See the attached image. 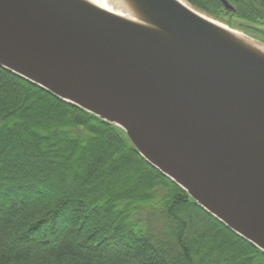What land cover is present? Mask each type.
<instances>
[{
    "label": "water",
    "instance_id": "95a60500",
    "mask_svg": "<svg viewBox=\"0 0 264 264\" xmlns=\"http://www.w3.org/2000/svg\"><path fill=\"white\" fill-rule=\"evenodd\" d=\"M95 2L0 0V68L121 129L264 253V42L186 0Z\"/></svg>",
    "mask_w": 264,
    "mask_h": 264
},
{
    "label": "trees",
    "instance_id": "16d2710c",
    "mask_svg": "<svg viewBox=\"0 0 264 264\" xmlns=\"http://www.w3.org/2000/svg\"><path fill=\"white\" fill-rule=\"evenodd\" d=\"M186 1L263 32L264 0H226L230 13L220 0ZM0 264H264V253L151 167L121 129L0 68Z\"/></svg>",
    "mask_w": 264,
    "mask_h": 264
},
{
    "label": "bare ground",
    "instance_id": "6f19581e",
    "mask_svg": "<svg viewBox=\"0 0 264 264\" xmlns=\"http://www.w3.org/2000/svg\"><path fill=\"white\" fill-rule=\"evenodd\" d=\"M95 1L98 2L97 4L105 7L107 10H110V11H112L114 13L122 14V11L120 10L121 7H118L117 5H114L113 4V0H95Z\"/></svg>",
    "mask_w": 264,
    "mask_h": 264
},
{
    "label": "rangeland",
    "instance_id": "374dc122",
    "mask_svg": "<svg viewBox=\"0 0 264 264\" xmlns=\"http://www.w3.org/2000/svg\"><path fill=\"white\" fill-rule=\"evenodd\" d=\"M225 8V7H224ZM235 10V9H234ZM234 10L233 11H228L227 9H225V11L227 12V13H230V12H234ZM262 31L263 32H260L259 33V37H255V36H253V35H250V36H252V37H254V38H256L257 40H260V41H262V42H264V27H263V29H262ZM245 33V32H244ZM249 35V34H248ZM35 174H37L36 172H35ZM36 175H34L33 177H35ZM2 212V211H1Z\"/></svg>",
    "mask_w": 264,
    "mask_h": 264
}]
</instances>
